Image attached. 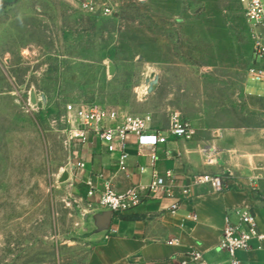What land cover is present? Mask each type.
<instances>
[{
	"label": "rangeland",
	"instance_id": "rangeland-1",
	"mask_svg": "<svg viewBox=\"0 0 264 264\" xmlns=\"http://www.w3.org/2000/svg\"><path fill=\"white\" fill-rule=\"evenodd\" d=\"M114 1L111 16L76 0L0 7V264H86L96 243L68 105L164 128L175 116L229 125L248 115L254 38L239 0Z\"/></svg>",
	"mask_w": 264,
	"mask_h": 264
},
{
	"label": "crops",
	"instance_id": "crops-1",
	"mask_svg": "<svg viewBox=\"0 0 264 264\" xmlns=\"http://www.w3.org/2000/svg\"><path fill=\"white\" fill-rule=\"evenodd\" d=\"M246 96L248 115L241 122L222 125L207 118L188 121L175 116L190 124L192 136H169L168 142L157 148L158 171L173 169L187 182L197 174L222 175L228 187L215 191L209 184L194 185L189 200L175 212L170 209L172 199L154 198L113 214L109 226L94 234L96 243L86 264H181L193 249L202 250L212 264H230L219 243L227 214L237 221L235 210L240 208L253 210L264 231V82L249 73ZM170 125L171 121L166 128ZM153 126L164 128L157 121ZM145 152L147 155L138 156L136 147L131 150L129 178L119 170L118 153L84 146L80 150V158L86 162L84 180L103 172L117 191L147 183L153 172L148 156L152 149ZM97 182L102 184L99 179ZM255 182L258 188L253 187ZM105 212L98 209L97 216ZM171 239L178 242L170 244ZM237 257L241 264H264V244L240 250Z\"/></svg>",
	"mask_w": 264,
	"mask_h": 264
},
{
	"label": "built area",
	"instance_id": "built-area-1",
	"mask_svg": "<svg viewBox=\"0 0 264 264\" xmlns=\"http://www.w3.org/2000/svg\"><path fill=\"white\" fill-rule=\"evenodd\" d=\"M13 0H0V7ZM80 9L91 16H111L115 13L114 0H76ZM245 10L247 24L254 38V56L248 73L250 76L264 82V0H239ZM70 115L71 129L69 142L76 144L81 150L84 146L101 147L109 154L118 153L119 170L130 178L131 150L136 147L138 156H145L146 148H151L148 154L153 172L147 183L132 186L126 191H117L112 179L105 177L103 172L84 180L87 189V199L99 210L113 214L125 213L148 199L170 198L173 200L170 209L175 212L191 197L192 186L209 184L215 191H223L228 187L222 175L197 174L187 182L173 169L164 172L157 170L159 154L157 148L168 142L169 136L189 138L192 136L191 126L178 117L171 120V125L164 128H154L151 116H140L122 113L97 103L70 104L67 107ZM74 167L80 171L86 169L85 160L79 158ZM141 172L144 166H139ZM97 179V180H96ZM98 179L102 182L100 185ZM253 187L258 188L257 183ZM238 220L231 219L230 213L225 218L219 249L226 252L230 264H241L237 257L240 250H249L254 246L264 244V231L259 227L257 215L250 208L235 210ZM196 217V215H195ZM116 230L112 229V232ZM171 239L170 244L177 243ZM181 264H212L200 249L186 253Z\"/></svg>",
	"mask_w": 264,
	"mask_h": 264
},
{
	"label": "water",
	"instance_id": "water-1",
	"mask_svg": "<svg viewBox=\"0 0 264 264\" xmlns=\"http://www.w3.org/2000/svg\"><path fill=\"white\" fill-rule=\"evenodd\" d=\"M113 213L112 212H105L103 215H98V224L101 229H104L109 226Z\"/></svg>",
	"mask_w": 264,
	"mask_h": 264
},
{
	"label": "bare ground",
	"instance_id": "bare-ground-1",
	"mask_svg": "<svg viewBox=\"0 0 264 264\" xmlns=\"http://www.w3.org/2000/svg\"><path fill=\"white\" fill-rule=\"evenodd\" d=\"M143 91L145 92V90H143ZM143 91H142V93H144Z\"/></svg>",
	"mask_w": 264,
	"mask_h": 264
}]
</instances>
